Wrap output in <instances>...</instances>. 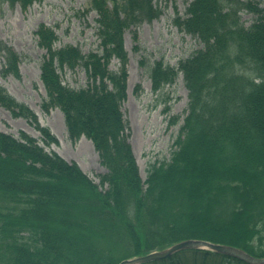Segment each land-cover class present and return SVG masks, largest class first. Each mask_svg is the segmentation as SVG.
<instances>
[{
    "label": "trees",
    "instance_id": "obj_1",
    "mask_svg": "<svg viewBox=\"0 0 264 264\" xmlns=\"http://www.w3.org/2000/svg\"><path fill=\"white\" fill-rule=\"evenodd\" d=\"M36 1L42 0L0 3L26 10ZM161 3L90 0L99 46L88 53L57 48L49 26L35 32L46 51L42 108L62 111L72 143L83 137L93 143L107 170L100 184L77 163L48 152L44 146L58 139L0 84V107L33 124L44 144L24 132L16 138L0 131V264H120L190 239L264 258V1L192 0L172 21L200 48L173 67L142 56L154 93L182 74L189 99L171 160L152 164L143 181L122 110L129 79L124 36L159 19ZM0 54L2 77L20 78L22 57L5 42ZM79 69L85 86L63 82L62 73ZM144 264L247 263L184 250Z\"/></svg>",
    "mask_w": 264,
    "mask_h": 264
},
{
    "label": "rangeland",
    "instance_id": "obj_2",
    "mask_svg": "<svg viewBox=\"0 0 264 264\" xmlns=\"http://www.w3.org/2000/svg\"><path fill=\"white\" fill-rule=\"evenodd\" d=\"M90 0H42L34 2L26 10L19 4L10 6L0 3V42H5L21 55V76L10 75L0 84L18 101L27 104L37 115L42 127L48 128L58 139L57 145L46 147L41 142L42 135L36 127L23 118H14L0 107V130L20 137L24 132L40 140L48 152H56L69 162L77 163L97 184L100 176L107 172L101 165L93 143L83 137L77 143L69 139L64 114L60 109L44 111L42 104L46 91L41 82V62L46 51L39 47L36 30L41 25L52 28L58 36L57 48L64 45L79 46L84 53L96 50L99 40L96 36L95 11L87 12ZM191 0H163V13L152 23H144L138 29L125 33V47L129 53L128 98L123 105V113L129 125V142L132 145L141 177L145 181L149 168L156 162L170 161L175 150V142L188 110V91L180 74L176 83L154 93L152 81L140 65L143 55L151 60H163L171 67L200 48L191 36L179 31L173 25L175 11L184 13ZM264 1V0H259ZM243 21L250 25L252 16L243 15ZM138 42L133 40V33ZM141 47L136 52L135 47ZM3 63L0 54V71ZM111 69H117L114 61ZM63 82L74 88L86 85L84 70L62 73Z\"/></svg>",
    "mask_w": 264,
    "mask_h": 264
},
{
    "label": "water",
    "instance_id": "obj_3",
    "mask_svg": "<svg viewBox=\"0 0 264 264\" xmlns=\"http://www.w3.org/2000/svg\"><path fill=\"white\" fill-rule=\"evenodd\" d=\"M184 250L210 251L216 254L232 257L247 264H264V258L254 257L242 249L224 244H217L205 240L194 239L181 241L162 251L152 252L143 257H136L132 259L123 260L120 264H143L147 262L163 260Z\"/></svg>",
    "mask_w": 264,
    "mask_h": 264
}]
</instances>
